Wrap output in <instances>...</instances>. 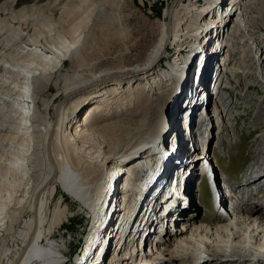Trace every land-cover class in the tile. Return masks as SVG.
<instances>
[{
	"label": "bare ground",
	"instance_id": "bare-ground-1",
	"mask_svg": "<svg viewBox=\"0 0 264 264\" xmlns=\"http://www.w3.org/2000/svg\"><path fill=\"white\" fill-rule=\"evenodd\" d=\"M99 1L60 0L59 3L54 2L48 6V12L55 13L59 5H62L60 8L62 11L57 19L52 20L51 14L48 20L52 24H62L66 21L81 23V19H86ZM240 1L242 3L236 0L230 1L232 6L228 4L221 11H215L216 16L227 19L232 15L233 10H239L232 15V18L229 17L233 25L230 30L231 34H226V40L215 42L219 44L216 45V51H222L223 46L226 47L227 52L232 50L230 54L235 55L239 53L235 45L244 44L253 49L258 47L255 28L251 32L248 31L249 36L244 35V30H247L248 15L255 12L249 13L248 9L251 4L247 0ZM175 2L176 0H173L170 8L165 12L169 21L161 24L154 45L143 58H139L141 52L138 43L131 42L128 44L127 51L120 54L126 60L122 66L90 74L91 77L88 79L82 74L83 72L80 73L81 63L87 53L85 47L88 36L84 37L80 43H78L80 38L78 36L74 41L64 38L51 46H42L32 35H28L23 32L22 28L12 23V28L18 30L19 36L26 39L22 46L16 48L15 42L10 39H5L3 45L0 43L1 60L8 59L6 63L12 73L11 76L8 75L12 79L10 85L7 83L8 77H5L0 64V139L1 134L6 133L4 140L0 141V148H8L0 155V233L4 229L6 214L15 218L16 223L19 222L22 231L19 232L18 244L12 251L6 253H10L11 258L6 259L0 253V264H62L66 253L63 244L67 241L60 234L62 232L60 228L57 227L66 218L69 207L66 203L67 199L79 208L80 215L92 218L91 237L87 239L86 246L83 247L76 264H103L105 261L103 253L109 249V244L103 249L107 242H111L110 246L113 248L109 249L110 255L106 258L105 264H110L114 260V264H127L124 260H129L134 251H136V259L132 264H143V261L150 262V264L172 263L171 260L183 263L202 253L228 254L229 256L230 249L234 250L233 253L238 255L239 260H246L248 256L255 255V251L259 252L256 257L264 258V210L260 213L263 208L247 210L246 207L255 195L261 193L259 191L262 189L259 188L262 185H256L258 192L245 194L250 184L257 183L264 178V174L257 176L261 169L264 171V163L260 167L257 163H252L240 177L243 186L231 187L236 195L234 215L225 213L221 208L220 211L219 209L215 211L221 217L222 226H216L214 229L185 227L186 217L183 213L188 217L196 212L199 213L198 207L201 204L198 206L193 204V191L197 190L200 169L206 165L204 161H209V165L211 163L209 158L204 157L197 150V143H201L194 131L198 116H194L190 122L189 117L181 116L182 125L174 126V128L173 125L169 126V135L167 134L163 143L160 138L161 134L158 137L149 135L146 140H143L145 122L127 123L125 119L126 115L129 117L131 114L137 115L148 111L150 101L154 100L151 97L146 102H143V99L132 98L130 101L134 103V109L129 113L127 109L124 110L126 114L121 113L122 109L118 108L119 114L107 123L109 128H105V124L100 125L99 120L95 119L93 122L91 119L93 113L100 111L104 101L100 103L101 98L107 91L116 92L117 89H123V85L131 88L132 84H139L141 86L137 89L138 92L142 93L146 88V92H149L151 96L154 94L157 98V95L163 93L160 88L167 86V82L182 78L186 86L181 91L178 101L180 104L176 105L173 115L179 118L184 106H201L205 95L203 91L210 86L208 92L214 95L210 100V113L206 114L203 133L198 132V136L199 134L205 135L209 139L208 128H218L220 120L224 127L226 122L223 121L222 113L229 105L228 100L220 94L217 96L218 99L215 98L216 84L211 86L212 81L210 84L208 82L209 86L205 84L207 80H204V73L208 70L204 68L205 60H203L200 73L197 74L194 66L189 69L185 65L186 71L183 74L184 67L180 65L184 63V56L176 53L177 48L173 53L172 67L168 66L169 68L165 70L155 69L161 55L166 51L165 48L171 45L169 44L171 41L181 43L176 44L175 48L182 46L185 42L191 45L194 41L188 40L189 33L195 35L198 31L200 32L203 24H209L213 20V18L205 19L200 26L197 23V15L205 12L208 14L212 11L208 10L209 4L202 8L199 6V9L188 17L184 16L179 19L177 26L181 30H174L171 25L173 18L171 7ZM107 4H110L109 0H103L102 6ZM81 8L82 12L78 13ZM109 10V6L102 7L101 13L104 16ZM198 10L199 13H197ZM239 28L244 29L241 36L234 34ZM201 39L200 36L199 40ZM209 42L212 45L213 40ZM198 43L200 47L201 43ZM254 57H256L257 65L263 64L261 55L256 54ZM202 58L203 55H199L200 61ZM227 62V55L222 56L217 71L221 68L222 73L226 70L227 76L237 75L238 78L243 75L239 69L231 67ZM214 71L216 70L211 69L208 74L212 76L215 74ZM221 76L220 73L218 78ZM260 79L264 82L263 71L260 73ZM231 80L232 77L229 85H231ZM238 84L240 83L237 82V86ZM51 86L60 92V99L56 102L45 96ZM100 86L102 89H97ZM106 86L110 89L106 90ZM11 90L12 92L20 90V95L12 94ZM24 92L25 97L22 94ZM80 101L87 107L78 124H75L65 136L63 124L72 115L71 106ZM135 101L138 102L135 103ZM46 108L50 109L48 118L43 115ZM68 108H70V114L65 118ZM15 116L18 122L16 129L13 128V123L8 125V119L11 120ZM185 119L189 122L188 124ZM199 121L203 123L202 118ZM177 132L179 142H177ZM216 132L218 139L222 136L220 135L222 132ZM7 133L10 136H7ZM8 138L9 142L6 143ZM262 138L264 135H260V139ZM16 139L20 142L14 143ZM174 143H176V149L172 151ZM140 144L142 146L151 145L153 151H148L152 152L151 155L145 154L142 158L139 157L140 154L136 156ZM260 153H262L261 150L255 151L256 155ZM142 163H145L146 173L151 176V179L149 178L150 181L147 184L148 196L140 203L141 217L134 218L132 208L135 200L133 197L140 195V191H144L147 185L143 184L142 187L137 188L128 179V173L127 175L125 173L130 170L136 171ZM161 167H163L162 171H160ZM101 180L102 186L100 185ZM217 184L216 182L214 185V192L210 195L211 199L219 201L221 198L226 199L231 192L224 187L222 189ZM133 188L136 193H133ZM202 188L203 186H199L196 193H200ZM177 194L182 200L181 204L178 203L180 208L176 213H181L177 220L184 225L181 227L180 224L179 229L175 231L172 223L176 217L173 216V221H169V224L161 223H164L161 230L157 232L155 238H153L155 234L150 238L151 243H147V248L141 241L138 249H135L138 238L141 237L144 240L147 232L140 223L161 225L159 219H164L165 215L170 217L171 209L174 207V205L171 206L169 198L177 199L175 197ZM202 197L201 201H203ZM54 199H56L54 207L51 209L50 205ZM153 200L154 207H152ZM166 203L170 206L167 207ZM151 208L154 210L150 211ZM24 215H26L24 220H20ZM111 222L114 223L113 229L116 234L112 232L109 234L107 226ZM117 222L118 225L115 227ZM101 229L103 230L99 231ZM113 240L115 241L112 243ZM22 252L24 254L20 260ZM259 264H264V261H260Z\"/></svg>",
	"mask_w": 264,
	"mask_h": 264
},
{
	"label": "rangeland",
	"instance_id": "rangeland-1",
	"mask_svg": "<svg viewBox=\"0 0 264 264\" xmlns=\"http://www.w3.org/2000/svg\"><path fill=\"white\" fill-rule=\"evenodd\" d=\"M172 1L173 0H109L110 4L102 6L103 0H100L99 3L96 4L92 9L91 14H88V19H81V23H77V21H66L62 24H52L48 20L50 19L49 15L52 14V20L57 19L60 11H62V9H60L62 5L57 6V11L55 13L48 12V6L54 4V2L59 3L60 0H0V43L3 45L5 44V39H10L11 41L15 42V48L24 44L26 38L23 36H19V31L12 28L13 24L15 26L18 25L20 29L22 28L23 32L27 33L28 35H32L33 38L42 46H51L52 44H56L58 41H61L64 38H68L69 40L74 41L78 38V36H80L78 42L80 43L82 42L84 37L88 36V42L85 47V49H87V53L84 56V61L81 63L80 71V73L83 72L82 74H84L85 78L88 79L91 77L90 74H97L98 72L103 70L122 66V63L124 64L126 60L123 59V56L120 54L124 51H127L128 44L131 42L138 43L141 52L139 58H143L147 51L151 48V46L154 45L162 26L161 24L169 21L167 20L165 12L170 8ZM230 1L233 0H176L174 5L171 7L173 9V18L171 19V25L174 30H181V28L177 26L179 19L184 16L188 17L193 12H195V10L199 9V6L202 8V6L204 7L209 4L210 8L208 10L212 12L208 14L206 12L198 14L197 23H199L201 26L204 22L203 20H211L210 18H213V20L209 24H203L200 28V32L198 31L195 35H191V32L189 33V36H187L188 40L194 41L191 45L185 42L182 46L175 48L174 46L176 44L180 45L181 43L177 41L174 42V40L171 41L169 43L171 45L165 48L166 51L161 55L155 69L165 70V68H169L168 66L172 67L173 53L177 48L178 51L176 53H180L184 56V63L180 65L181 67H184L183 74L186 71L185 65H187L189 69L194 66L193 68L197 70V74L200 73L201 66L203 65V60H205L204 68L208 69L204 73V80H207L205 84L207 85L208 82L210 84L211 81V86H214L216 84L215 98H217V96H219L220 94L221 97H227L229 104H227L228 110L226 109L222 113L223 121L225 120L226 122L223 127V130L225 131H222V134H220L223 136L222 146H220L222 147V149L220 148L214 150V155L216 156L215 158L218 161L217 171H219L221 181L229 180L232 182V185L229 183V185H231L230 187L239 188L243 186V182L240 181V177H242V174L246 172V169L249 168L250 165L254 162L257 163L259 167L262 163H264V138L260 139V135H264V104L262 103L264 102V82H262V80L260 79V73H262V71L264 72V0H247V2L251 4L248 9L249 13L251 11H254L255 13L248 15L249 19L246 26V31L239 28L234 33L236 35L239 34L238 36H241V33L244 30V35L249 36L248 31L251 32L252 29L255 28V38H257L256 42L258 47L253 49L244 44L239 46L235 45V47L239 50V53L235 55L230 54L232 50L227 52L226 47L223 46L222 51H216V45H219L218 43L220 41L222 42L226 40V34H231L230 30L233 25L231 24V19H229V17L232 18L233 14L239 12L238 9L235 11L233 10L231 12L232 15H230L227 19L216 16L215 13L221 11L222 8L230 4ZM236 1L238 3H242L240 0ZM108 6L110 10L108 14L103 16V14L101 13V9L102 7ZM82 8L78 13L82 12ZM190 10H192V12H189ZM197 13H199V10L197 11ZM206 14L208 16H206ZM73 32H75L74 35ZM200 36L202 37L201 41L199 40ZM239 38L241 39V37ZM211 40H213L212 45L209 42ZM216 41H218V43H215ZM198 42L201 43L200 47L198 45ZM213 45H215V47ZM209 46H211L212 48H210ZM256 54L261 55V58L263 57L261 61V63H263V66L257 65V62L255 61L256 57H254ZM1 55L2 54H0V64L2 66V69L4 70L3 72L5 73V77H8V75L11 76L12 73L11 71H9L11 68L8 67L6 63L8 59L4 61L1 60ZM199 55H203L201 61L199 60ZM226 55L228 58L227 63L230 64L231 67L239 69V71L243 73V75H241L239 78L237 75L227 76L228 73L227 75L225 74L226 70L224 71V73H222L221 68L220 71H217L218 64L221 61V57ZM211 69L216 70L214 71L215 74H213L212 76L208 74L209 70ZM260 70L262 71L260 72ZM220 73L222 74V76L218 78ZM231 77L233 81L231 80V85H229V80L231 79ZM184 79H186V77ZM10 82H12V79L8 77L7 83L11 85ZM237 82L240 83L238 84V86ZM140 86L141 85L139 84H132L131 88H126V86L123 85V89H117L116 92L112 91V93L111 91H107V93L103 98H101L100 101V103H102V101L104 100L101 104L102 108L100 107V111L93 113L92 115L93 117L91 119L93 120V122H95V119L99 120L100 125L105 124L104 127L109 128L107 123L112 120L111 118H114L119 114L117 110L118 108L122 109L121 113L126 114L127 112H124L125 109H127V111L129 110L128 113L132 109H134V103H131L130 101L132 100V98H136L139 100L143 99V102H146L151 97L154 100L153 102L150 101V108L148 111L142 112L137 115L131 114L129 115V117L126 115L125 118L127 119V123H137L139 121H142L143 123L145 122V134L142 135V137H144L143 140H146L149 135L158 137L159 134H161V141L162 143L163 141L165 142V138L169 135L170 132V129L168 127L173 125L174 128V126L177 127L179 125H182V122H180L181 116H184L185 118L189 117V122L194 116H198L197 122L194 127L196 128L198 126L201 131L195 130V128L194 131L197 134V139L201 141L199 147H204V145H207L208 148H210V144H213V142L217 140V132H211L215 129V127L211 129L208 128L209 139H207L205 135H201L204 130L203 124L205 116L206 114L210 113V100H212V96H214L211 94V92H208V89L210 87L209 85H207L209 87H207L203 91L205 95L202 99L203 102L201 103V106H184L183 113H181L182 111L180 112L179 118H176L173 115V112L176 105L180 104L178 102L180 94L182 89L186 86V82L182 78H179L177 81H174L173 79L172 81L167 82V86L160 88V91H162L163 93L161 95H157V98L154 97V94L151 96L149 92H146V88L144 89V91H142V93L138 92L137 89ZM101 87L102 86L98 87L97 89H102ZM108 89L110 88L106 86V90ZM19 91L12 92L11 90V93L14 95H20ZM59 93L60 92L56 91V89L51 86L45 96L47 97V99H53L52 101L56 102L60 99ZM22 94H24L23 96L25 97L26 93L24 92ZM116 98L118 99L116 100ZM106 101L108 102L106 103ZM137 102L138 101H135V103ZM81 103V101L79 103L75 102L71 106L72 115L70 116L69 120H65L63 124L65 136L66 133L69 132L75 124H78V121L80 120L84 109L87 107L86 104L82 105ZM257 109H260L261 111H256ZM49 114L50 109L46 108V110L43 111L44 117L48 118ZM68 114H70V108L66 109L65 118ZM39 118L40 120H42L41 117ZM201 118L203 120V123L199 121ZM15 119L16 116L11 118V120L8 119V125L10 126L13 123V128L16 129L18 126V122ZM185 122L187 124L189 123L187 119H185ZM213 123L215 124L214 121ZM198 132L201 133L199 134V136ZM5 134V132L1 134V142L4 140ZM8 135L10 136V134L7 133V136ZM177 136V142H179L178 132ZM8 142L9 138L7 139L6 143ZM19 142L20 140L18 139L14 141V143ZM141 146L142 145L140 144L139 148H137L136 156L140 154L139 157L142 158L145 157V154L151 155L152 152H148L149 150L153 151L151 145ZM31 148L32 147L30 146V149ZM6 149L8 148H0V155L3 154V150ZM175 149L176 143H174L172 151ZM259 150H261L262 153H260L259 155L257 154V156L255 154V151ZM217 156H220L219 159L217 158ZM147 167H149V165ZM162 170L163 167L160 168V171ZM127 173L128 179L137 188L142 187L143 184L147 185L149 183L148 181H150L151 179V176L146 173L145 163H142V165L136 171H126L125 175H127ZM263 174L264 171H262L261 169L260 173L257 176ZM100 182V185L102 186V180ZM118 182H120V180ZM248 184H250V182H248ZM199 186L197 183L196 187L199 188ZM202 186L203 188L200 193L203 196V201H196V191L198 190L195 189V192L193 191V204H195V206L201 204L198 207L199 213L196 212L190 217L183 213V215L186 217L184 222L185 225L181 224L182 222L177 220V217L181 212L177 214L176 211L180 208L179 204H181L182 200L177 194L175 196L177 197V199H175L174 197L169 198L171 206L174 205V207L171 209L172 211L170 217L165 215L164 219H159L160 224L162 222H167L169 224V221L172 222L173 216H175L176 218L172 223L174 225L173 229L175 231L179 229L180 224L181 227L184 225L185 227L189 226L193 227L194 229L203 227L214 229L216 226H222L223 224L221 223V217L211 208L212 201L211 196L208 193L207 186H204V184ZM147 187L148 185L146 186V189L144 191H140V195L137 194L135 197H133V199L135 200L132 208L134 218L141 217V212L139 211L141 206L140 203L148 196ZM219 187H222L223 189V186L221 184ZM259 192L261 193L255 195L253 199L247 203V210L249 208L254 210H260L261 208H263L260 211V213H262V211L264 210V190H261ZM133 193H136L134 191V188ZM200 193L197 192V194ZM57 194L58 192L56 193V195ZM185 198L188 199V197ZM55 200L56 199H54L50 205L51 209H53L54 207ZM66 201V203L69 205L68 211L66 212V218H64L61 222L62 224L57 227L60 228V232L62 231L60 234L63 235V238L67 241V243L65 242L63 244L66 253L63 257L62 264H76L83 247L86 246L85 243L87 242V239L91 237L90 235L92 232L90 230V227L92 225V218H87L86 216L80 215L78 210L79 208L75 206L74 202H71L68 199ZM62 205L66 206L65 204ZM152 205V207H154V200L152 201ZM166 205L167 207L170 206L168 203H166ZM152 210H154V208H151L150 211ZM25 216L26 215H24L20 220H24L23 218H25ZM18 223L15 222V218L10 217L9 214H6L4 229L0 233V253L1 255H4L6 259L11 258V255H9L10 253L6 254L7 251H12L19 242V232L22 231V228ZM140 224L147 232L144 240H142L141 237H139L140 240L138 238L136 245L137 248L135 249H138L139 245L142 243L141 241H143V245H145V247L146 245L148 246L147 243H151L150 238L153 237L154 234L155 236L153 238H155L157 232L161 230L163 225H156V223L154 225H151L150 223ZM117 225L118 222L116 223L115 227ZM113 226L114 223L112 224V222L107 226L109 234L110 232L116 234ZM102 230L103 229L99 231ZM125 235L126 233L124 234V237ZM114 241L115 240H113L112 243ZM108 244L109 249L111 248L112 250L113 246H110L111 242H107L103 249ZM109 249L107 252L103 253L105 261L106 258L110 255ZM230 251L231 253L229 254V256L228 254L221 255L217 253H202L199 256L196 255L190 260L183 261V263H180V261L171 260L170 262L172 263L163 262L162 264H259L260 261H264V258L259 259L258 257H256V255H259V252L257 251H255V255H253L255 257L248 256L246 260H239L238 255L233 253L234 250L230 249ZM5 254L8 256H6ZM135 259L136 251L131 253V258L129 260L126 259L124 261H126L127 264H132ZM105 261L103 264H105ZM114 261L110 264H114ZM143 264H150V262L143 261Z\"/></svg>",
	"mask_w": 264,
	"mask_h": 264
},
{
	"label": "water",
	"instance_id": "water-1",
	"mask_svg": "<svg viewBox=\"0 0 264 264\" xmlns=\"http://www.w3.org/2000/svg\"><path fill=\"white\" fill-rule=\"evenodd\" d=\"M24 252H25V251H24ZM23 254H24V253L22 252V254H21L20 258H19L20 260H21V257H23ZM19 259H18V261H19Z\"/></svg>",
	"mask_w": 264,
	"mask_h": 264
}]
</instances>
